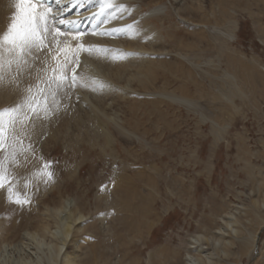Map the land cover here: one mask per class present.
I'll use <instances>...</instances> for the list:
<instances>
[{"label":"rangeland","instance_id":"1","mask_svg":"<svg viewBox=\"0 0 264 264\" xmlns=\"http://www.w3.org/2000/svg\"><path fill=\"white\" fill-rule=\"evenodd\" d=\"M217 1L196 0L195 8L198 7L199 12L192 16L195 10L182 9L185 18L181 16L184 21L180 35L186 44L195 42L196 49L191 56L196 67L184 60V70L177 78L179 82L168 77L171 82L167 87L169 94L160 107L163 116L156 114V107L150 103L137 101L128 103V106L121 102L115 85L109 95V91H94L98 96L102 95L98 98L100 104L96 102L99 107L102 105V111L106 110L104 115L124 120L121 124L132 132H126L125 138L118 134L123 140L117 141L118 151H113L114 155L103 145V138L100 146L105 148L101 149L94 137L87 134L90 119H87V112L79 109L76 120L72 118V111L70 114L63 110V115L58 118L64 122L67 119V126H60L62 122L58 129L61 133L66 132V127L69 133H78L82 129L85 137L81 142L66 146L60 139L53 147L50 144L48 151L42 152L37 144L34 145L36 139L24 132L25 136L19 139L28 152L32 151L38 158V167L41 165L42 168L47 161L52 162L49 170L53 178L47 180L45 177L46 186L49 181L56 184L50 196L40 201L38 208L35 205L36 210L31 200L18 206L7 200L6 193L3 203L0 202L3 204H0V226H5L2 227L4 232L0 230V260H6L7 264H19L21 258L27 264L45 263L41 260L49 252L48 244L53 246L55 243L47 240L42 249L34 243H30V248L22 245L26 223L29 217L34 221V217L40 211L43 213L45 208L48 212L61 208L69 198L75 200L87 217L85 232L74 236L81 245L76 251L79 264H186L189 256L204 260V264H264V168L258 166L254 157L251 160L256 146L258 110L264 113V0ZM165 3L169 7V0ZM167 10L168 14H173L172 8ZM170 20L169 17L165 22L169 30ZM193 24H206L205 36L210 31L217 33L213 27L223 31L225 36L216 34L217 40L209 45L206 40L197 43L189 30ZM5 30L0 27V33ZM219 41L225 42V52L219 51L216 44ZM72 45L73 42L65 46L75 48ZM39 55L40 59L35 62L32 57H26L29 70L21 71L22 74L17 72L15 82L14 78L9 82L2 81L3 85L6 83L5 90L0 82V92L5 94H0V109L19 103L27 95L25 89L28 87L33 93L37 86L47 90L41 79L45 73L41 75L37 70L46 65L49 69L54 68L56 61L51 59L54 55L51 53L50 65L43 63L47 57L45 50ZM5 58H8L7 53ZM103 62L105 64L107 60ZM29 72L32 75L29 76ZM8 83L11 84L8 86ZM14 83L18 95L11 91H17L12 89ZM6 85L10 88L11 93H8L15 94L8 99H4L8 95ZM172 90H176V99L170 95ZM51 101L48 103L50 113L55 110ZM108 101H111L110 105H107ZM58 129L53 133H59ZM6 149L0 151V159L7 156ZM27 156V165L36 162L31 159L32 155ZM9 163L10 159L5 160V164ZM33 170L31 173L35 172ZM102 186H107L106 190L102 191ZM10 187L14 188L13 193L19 192L15 186ZM39 198L36 196L35 199ZM37 220L29 227L34 229L35 225L36 228L41 223ZM12 225L17 226V230L12 229ZM53 226V230L57 229L55 224ZM236 230L241 232L238 240ZM257 232V243L253 246V236ZM23 252L27 253L26 256Z\"/></svg>","mask_w":264,"mask_h":264},{"label":"bare ground","instance_id":"2","mask_svg":"<svg viewBox=\"0 0 264 264\" xmlns=\"http://www.w3.org/2000/svg\"><path fill=\"white\" fill-rule=\"evenodd\" d=\"M114 2L117 5L123 4V5L127 6L128 10L125 11L124 9L119 8V7H112V8L106 9L103 13H101L100 0H64L53 11L54 12H61L62 11V16L60 17L62 19H66V20H82L83 19V20L89 22L87 30L81 31V32L85 33L80 38L81 41L84 42L85 45H100L107 50L104 53L93 54V55H89L87 53L82 54L81 59H80L81 60V66L79 67V70L77 72L79 73V72L83 71L85 74V78L89 84H91V81L93 79L107 83L108 85H110V87L104 91L105 92L109 91L108 95L110 94L111 90L113 91V88L115 85L117 95H118V100H121V102L124 101V103L127 104L128 106H129L128 103H132V102L136 103L137 101H142L143 103H150V106L153 105L154 107H156V114L158 113L159 115L163 116L162 110L160 109V107L162 106L161 104H163L165 98L169 94L167 92V87L170 86L171 82L168 80V77L169 76L172 77L174 82H179L177 80V78H180V75L184 70V65H185V64H183L184 60H188L189 64L193 67L196 65L194 63V57L191 56V53L195 52L194 50L196 49L195 42H191V44H186L182 38V35H180L181 28H182L181 23L184 21L183 19L185 18L184 15H183L184 18H182L183 17L182 16V9L183 10L187 9V11L189 9V11H190V8H191L192 11L195 10L194 13H192V11H191V13H192L191 16L194 15L198 11V7L195 8V6H196L195 4H197L196 0H192L190 2H186L184 0H169V2H170L169 7L172 8L173 14H170V13L168 14L167 8H169V7H167L165 0H114ZM217 3H218V1H217ZM218 6H219V4H218ZM14 11H15V7H14L13 0H0V13L2 14V16H0V17H2V18H0V19H2L0 27H4V28L7 27V24L10 22ZM222 11H224V9ZM224 13H227V12H224ZM221 15H225V14H221ZM172 16H176L175 17L176 19L175 18L173 19ZM187 16H189V15H187ZM226 16H227V14H226ZM169 17L171 18V20H170L171 29L170 30L168 29V27L166 26V23H165ZM222 18H224V17H222ZM130 24H132L134 26H138L137 33L127 34L126 26L130 25ZM205 26H206V24H196V26L193 24L191 27H189V25H188V27L191 28L189 30L191 31V33H193L192 34L193 36H191V37L195 38L197 40L196 41L197 43L199 41H205L206 40L205 42L208 44V43L214 41L215 39L217 40V38L215 36L216 34L219 37L223 36L225 34L223 31L216 30L213 27L214 32H217V33H213L210 31L211 35L206 34L207 36H205L204 35L205 34V31H204L205 28L204 27ZM186 27H187V25H186ZM117 30H120V31H117ZM194 33H196V34H194ZM74 35H75V33H73V34L70 33L69 36L67 35V37H65V38L58 37V39H59V41L62 42L61 44L64 47H66L65 45L67 43H69V41H71V42L74 41L72 46H75V48H76L77 41L69 39L70 36H74ZM223 40L225 41L224 38H223ZM224 41H219V43H216L219 45L218 47H219L220 52L221 51L225 52V50H224L225 49L224 48L225 42ZM169 44H171V47ZM67 45H69V44H67ZM211 45H213V44H211ZM49 47L53 51L48 52V50L45 49V54L47 55V57H46V59L44 58V60H46V62H43V60L41 59L43 63H47V64L49 62H51V59H52V58L50 59L51 53H52V55L55 54L54 52H55V49L57 48V45H56V43H52L49 45ZM210 49H211V47H210ZM125 53H135L136 55L125 56L124 55ZM5 55H6V53H5ZM34 55H36V54H34ZM116 56H122L123 58L116 59L115 58ZM27 58H29V57H27ZM5 59H8V58H5ZM41 60L39 61L40 64H41ZM105 60H107V62L104 64L103 61H105ZM108 61H109L110 65H108ZM52 62H54V61H52ZM52 64L53 63H51V67H52ZM49 65H50V63H49ZM53 65L55 67V64H53ZM27 66L28 65L22 66L20 71H17L15 64H13L11 66V68H8L7 66H5L4 74H5L6 78H4L5 79L4 81L9 82L10 80H13V78L15 77V74L17 72L18 73L19 72L21 73V71L26 72L27 70H29L28 68L30 67V66H28V67ZM44 68H48L47 65L44 66ZM49 71H48V73H49ZM48 73H47V75H48ZM40 74L43 75L42 72ZM51 74H52V72H51ZM27 75L25 74L24 76H27ZM43 76H41V77L43 78ZM18 80H21V78H19ZM20 82H22V81H20ZM11 83H13V82H11ZM11 83H8V86ZM5 84L4 85H3V83L1 84L2 90H5V89H3ZM16 85H18V84H16ZM175 85H176V83H175ZM12 86H13V84H12ZM12 86H10V87L12 88ZM35 86H36V84H35ZM178 87H179V85H178ZM15 88H16V86L14 83V88H12V89H15ZM175 88H176V86H175ZM8 89H9V91H8ZM75 89H77V92H78L79 97H80L79 103H77L75 101V95L73 94ZM75 89L71 90L69 97L64 96L62 93H57L55 99L57 101H59V103H58V105H52V106L50 105L52 108L55 109L49 115L51 117L48 116V118L45 119V118H43V114H41L42 118L35 120L34 123L32 120H29L28 123H30V128L28 127L26 129L25 132H27V133L25 135L29 136V134H31V138L36 139V141L34 142V145L36 146V144H37V148L39 150H41L42 152L48 151L50 149L49 145L51 144L50 146H52L56 141H58L60 139H62L64 141L66 146L70 143L76 144L78 142H81V138L84 136L82 129L78 130V133H77V131H76V133H74L73 131H72L73 133H69V131H67V127H66L65 133H63V132L61 133L60 130L58 129L60 126H64V125L67 126L66 117H65V119H66L65 122H64V119H62V118L59 119L60 118L59 115H61L63 113V110L66 112L68 110L69 113H70V111H72V116H73L72 118H74L76 120L75 115L80 113V112L76 113L79 109L81 111L87 112L86 113L87 119H88V117L90 119L87 122L88 123V125H87L88 126V133L87 134L94 137L93 139H95L96 145L100 146L103 143V145L105 147L110 148L112 150L111 151L112 153H113V151H116V150L118 151L117 141L120 138L123 140V137L125 138L124 134L126 132H127L126 134L132 133L130 130H128V128L126 126L121 124V122H123L124 120L120 121L118 119V117H112V116L109 117V116L104 115V111H106V110L102 111L100 108L102 105H100V107H99V105L97 104V102L100 104V101H98V98L100 96H102V95L98 96L99 94H96L98 91L95 93L94 91L91 90V87H81L79 85H77L75 87ZM6 90H7V92H5V93L10 92L9 87ZM15 90H17V91H14V90H11V91H13V93L17 94L16 92H19V91L17 88ZM20 92H21V90H20ZM10 93H8V95ZM102 93H104V92L102 91ZM0 94L3 95L4 92H3V94L0 92ZM15 94H13V95H15ZM8 95L6 94L4 99H8L12 94H10L9 96ZM170 95L176 99L177 98L176 90H174V91L172 90V93ZM2 98H3V96H2ZM50 98H52V96L49 95L48 99L50 100ZM183 99H185V98H183ZM13 100H15V98ZM181 100H182V98H181ZM50 101L48 103H50ZM8 103H9V101H8ZM67 103H69V105H67ZM72 103H73V106H72ZM106 103H107V105H110L111 101H108ZM51 104H52V101H51ZM70 105H71V107H70ZM108 109H110V108H108ZM110 110H112V109H110ZM154 110L155 109L153 108V111ZM150 114H151V112H150ZM65 115H66V113H65ZM69 119H70V117H69ZM62 122H64V123L60 124V126H58L59 123H62ZM83 123H84V121H83ZM77 126H79V125H77ZM87 126L85 125V127H87ZM85 127H84V129L86 131L87 128H85ZM81 128H82V126H81ZM55 129L56 130L58 129L59 133L54 134L53 131ZM73 130H74V128H73ZM62 134H65V135L61 137ZM118 134H122L123 137L118 136ZM12 135H13V133L10 131L9 136L12 137ZM14 135L18 136L19 138L21 136H25L24 133L22 134L20 131L19 123H17V125H16V130H15ZM132 136L134 137L133 134H132ZM126 137H130V135L126 136ZM102 138H103V140L101 143ZM86 139H87V137H86ZM93 139L91 141H93ZM95 141H93V142H95ZM23 145H24V143H22V145H17V149L15 152V158L16 159H14V160L10 159V163L5 164V166L7 168V176L10 178V184L7 185L5 189H0V202H2L4 200L6 193L8 194V192L6 190L7 187L13 185V186H15V189L17 188L16 191H19L16 193H19L21 198L27 199L28 201L31 200L32 204L34 205L33 209L36 210L35 205L38 208L40 206V203H41L40 201H42L43 199L45 200V198L49 194H51L53 188H55L56 182L49 181L50 182V184H48L49 186L48 185L46 186V182H45L46 176L40 174L43 171V169L40 167L41 165L39 166L40 168L38 167V161H39L38 158L32 154V151L28 152V149L25 148L26 146L24 147ZM65 145L63 144V146H65ZM92 145H88V146H92ZM77 146H79V145H77ZM105 147L100 146L101 149H104ZM8 149H6L7 152L5 153V155H7V156L12 151L10 148H8ZM27 155H29V156L32 155L31 159L36 160V162H33V164L27 165V163H28V162L26 163V160H27L26 157H28ZM113 155H114V153H113ZM14 161H16V162L14 163ZM29 166L34 168L33 171H35V172H32L33 174L31 173L32 168L29 169L28 168ZM76 171H77V169H76ZM76 171H73V172H76ZM72 174H74V173H72ZM27 182H29L31 184L30 185L31 187L28 186L29 183L27 184ZM13 191H15L14 188H13ZM36 196H38L40 198L38 200H36L35 199ZM51 198H52V196H51ZM7 200H8V198H7ZM46 200H48V198ZM2 203H0V204L3 205ZM4 203H6V202H4ZM12 203H14V202H12ZM15 207H14V210L17 212V207L16 208ZM31 219L32 218L29 217V220L26 223L27 229L25 230V232L23 234V238H24L25 242L22 245L26 244L29 247V245H31L30 243H34V245H37L39 249H42V246L47 244L46 243L47 240H48V242L54 241V243H55V244L52 243L55 246L54 245L50 246L48 244V247H50L49 252H48V254H44V257L41 260V263L43 261H46V262L45 263L43 262L42 264H79V262H78L79 256L76 253V251L80 250L81 245L74 240V236H76L77 234L85 232L86 224L84 225V222L87 220V217L82 213V211H80V208L78 207V205L74 199L71 200L68 198V200H66L62 204L61 208L60 207L58 209L54 208V209L50 210V212H48L46 208H45V211H43V213L40 211V213L36 217H34V221H35V219L36 220L38 219L37 221L39 223L40 222L41 223L37 224L38 222H36L37 225H36V228L34 225V229H33V226H31L32 228L29 227L31 224H35L34 221H31ZM53 224L56 225L57 229L53 230V227H54ZM15 225H17V223ZM15 225H12L13 226L12 229L17 230V226H15ZM0 227H1L0 230L2 229L1 231L4 232L3 228H5V226L4 227L0 226ZM235 229H234V232H235ZM1 231H0V233H1ZM236 232H238V231L236 230ZM240 233L241 232H238V234L236 236L237 240L239 237L238 235H240ZM9 234H10V230H9ZM234 234H236V233H234ZM3 235H4V233H3ZM253 237H254L253 246H255L257 243L258 232ZM196 243H197V241H196ZM241 244H242L241 247L244 249V247H243L244 241H242ZM17 245L20 246L21 244H17ZM0 247H1V245H0ZM24 248H26V247H24ZM33 248H35V247H33ZM16 249H17V247H16ZM69 250H72L73 253H70ZM24 252H25V250H24ZM23 253H21V254H23ZM31 253L33 254V252H31ZM26 254H25V256H26ZM38 255L39 254H37V257H39ZM207 256H209V255H207ZM209 259H208V262L210 261ZM25 260H27L26 262H28V259H25ZM5 261L6 260H4V259L0 260V264H7ZM19 264H27V263L22 261V258H21V261ZM28 264H30V263H28ZM186 264H204V260L202 261V259L200 260L199 258L189 256Z\"/></svg>","mask_w":264,"mask_h":264},{"label":"snow or ice","instance_id":"3","mask_svg":"<svg viewBox=\"0 0 264 264\" xmlns=\"http://www.w3.org/2000/svg\"><path fill=\"white\" fill-rule=\"evenodd\" d=\"M13 3L15 11L7 24L6 30L0 33V82L5 78V66L11 68L15 64L17 71H20L22 66L28 65L26 57H32L33 62H35L40 59L39 54L43 50L47 49L48 52H52L53 50L49 47L52 43L57 45L55 54L52 56L56 64L51 69L41 68L37 70L45 73L42 79L47 86V90L37 86L36 92L33 93L32 88L28 87L25 89L27 95L19 103L0 109V151H4L6 148L12 150L8 156L0 159V189H5L10 184L5 160H14L17 145H22L19 137L14 135L17 123H19L20 131L23 134L28 127L29 120L34 123L35 120L42 118L41 114H43V118H48L51 114L48 108L49 94L52 96L53 105H58L59 101L55 99L57 93L69 97L71 90L77 85L91 87L92 91H104L110 87L107 83L95 79L89 84L84 72H77V68L81 66V53L89 55L104 53L107 51L105 48L100 45H85L80 39L85 33L75 27L65 30L70 33L75 32V35L70 36L69 39L77 41L76 48L59 46L62 42L59 41L58 37L63 35L60 26L75 25L76 21L60 18L62 11L54 12L53 7L48 4L47 0H13ZM55 3L59 6L61 0H55ZM112 7L128 10L127 6L117 5L114 0H100L101 13ZM137 31L138 26L132 24L126 26L127 34L137 33ZM5 53L8 54V59H5ZM34 53L37 55H33ZM61 53H63L62 57L60 56ZM124 55L136 54L125 53ZM115 58L121 59L123 57L116 56ZM49 70L52 75H47ZM13 82H15V78ZM10 131L13 133L11 138L9 137ZM28 147L31 148V145ZM51 166V161H47L42 165L43 171L40 174L46 176L47 180L53 178V174L49 170ZM106 187L102 186L101 190H106ZM6 190L8 199L11 202L20 206L30 203L27 199L21 198L19 193L14 194L12 187L9 186ZM100 215H105V213Z\"/></svg>","mask_w":264,"mask_h":264},{"label":"crops","instance_id":"4","mask_svg":"<svg viewBox=\"0 0 264 264\" xmlns=\"http://www.w3.org/2000/svg\"><path fill=\"white\" fill-rule=\"evenodd\" d=\"M74 102V101H73ZM73 106V103H72ZM264 113L258 110V123L256 124L257 130L255 131L257 134V137L255 138L256 146L254 147V150H252V158H255V160L258 162V166H260L262 169L264 168ZM248 164H251L248 162ZM259 167V168H260ZM261 173V170L259 174Z\"/></svg>","mask_w":264,"mask_h":264}]
</instances>
